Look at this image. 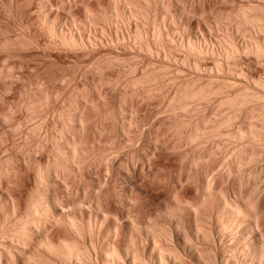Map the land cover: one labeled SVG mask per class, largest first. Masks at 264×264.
Returning a JSON list of instances; mask_svg holds the SVG:
<instances>
[{"label":"rangeland","instance_id":"rangeland-1","mask_svg":"<svg viewBox=\"0 0 264 264\" xmlns=\"http://www.w3.org/2000/svg\"><path fill=\"white\" fill-rule=\"evenodd\" d=\"M258 4V0H0V171L6 166L14 170L7 183L1 180L0 193H14L18 214H23L24 203L35 190L34 168L53 161L55 140L66 125H79L84 128L78 138L79 144L84 142L80 144L84 154L71 176L60 174L65 180H58L51 190L54 197H61L57 199L65 197L68 210L72 204L70 215L80 225L91 220L83 244L93 250L95 264L106 245L120 251L127 247L151 263L160 249L175 253L181 264H206L209 258L222 264L224 257L233 256L228 249L235 238L250 232L247 226L222 229L216 196L228 202L239 199L250 209L247 218L256 226L254 241L264 262V143L250 147L242 140L244 146L242 142L239 146L230 133L247 117L255 116L251 122L257 128H264V121L257 116L256 101L235 112L221 103L253 88L254 80L264 82V59L242 53L237 73L230 74L222 56L226 41L234 40L244 49L255 37L239 27L237 16L240 8ZM191 42L202 46V55L190 50ZM217 61L224 64L221 70ZM205 87L221 90L179 107L182 93ZM230 115L232 124L213 136L216 119ZM195 126L205 130L202 140L188 138ZM253 146L258 159L239 168L234 163L237 149L245 147L250 154ZM54 225L47 226L54 242L73 239L65 227ZM197 230L199 238H194ZM124 258L128 264L130 257Z\"/></svg>","mask_w":264,"mask_h":264},{"label":"bare ground","instance_id":"bare-ground-1","mask_svg":"<svg viewBox=\"0 0 264 264\" xmlns=\"http://www.w3.org/2000/svg\"><path fill=\"white\" fill-rule=\"evenodd\" d=\"M258 1L260 2V4H258L259 6L240 8V10L238 12V16H237V19L239 21V27H243L246 30H248L249 32H252L255 37L249 38V44L244 49L239 48L234 40L233 41L232 40L226 41L225 45L223 47V55L222 56H223L224 62H225V65L224 64L223 65L226 66V68L230 74L237 73L236 72L237 71L236 70V68H237L236 61L242 53L253 54L257 58L264 59V0H258ZM251 4L254 5L253 3H251ZM158 36H160V35H158ZM151 40H152V38H151ZM67 41L74 43L76 40L73 38H70V39L67 38ZM189 47H190V50L192 52L196 53L199 56L202 55V53L204 52L202 49V46L199 44L191 42L189 44ZM217 62H216L217 63V69L221 70L223 68V65L221 64V62H219V61H217ZM238 64H240V63H238ZM246 74H247V72H246ZM149 77H150V79L152 78L151 80L154 79L152 76H149ZM252 85H253V88H248V87L245 88L244 87L245 89L243 91H241L240 93H238L237 95H235L234 97H232L233 96L232 95L231 97H228L225 99L223 98L221 103L228 105L232 109V111L235 112L237 110L249 107L251 105L252 101H256L258 103V106H257L258 108L255 111H257V116L259 117V120L264 121V82L259 81V80L258 81L254 80ZM220 90H221V88H219L217 91H220ZM223 90L225 91V89H222V91ZM217 91H214L210 87L200 88L198 90L186 91V92L182 93L180 96L179 107L184 109L187 106L188 101L194 100V99H199V100L204 99L205 100L206 98H208V96H210L213 93H216ZM218 95H219V93H218ZM0 97L2 98V96H0ZM2 100H0V101L2 102ZM34 114H35V112L32 113V115H34ZM254 117H247L246 122H244V124H242L241 127L230 132L233 140L235 142L238 141V143L240 144L239 146H242V145L244 146V143H246L244 141H247V143H251L250 147L252 145H255V147H256V145L260 146L262 143H264V128H257L253 125V123L251 122L252 121L251 118H254ZM233 119L234 118L231 115L225 116L222 119H216V121L214 123V128L212 129V131L210 133L213 136H219L221 130L224 127L232 124ZM205 122H206V120L203 119V123H205ZM65 124H67V123H65ZM79 127L80 126L78 125L77 127L68 128V125H66L65 128H63L61 131L60 138L55 140L56 154L54 156L53 161L50 162L48 165H46V167L37 166L36 168H34L35 173H36V175H35V177H36L35 178V180H36L35 190L32 191V194L30 195V197H28L27 202H25L26 204L24 203V205H26V206H25V210H24L23 214H20V215L18 214L20 204L18 205L17 196L15 198L14 193H12L13 195L10 192L7 195L0 193V214L2 215V217H0V264H21V263L22 264H68V263H71V264H95L93 262L94 257L92 258V255H91L93 250L91 252V250H90L91 248L86 247V245L83 244L84 243V241H83L84 240V234L87 233L88 231H90L91 220H88L86 222L84 221L85 224L83 223L84 224L83 226L80 225L76 221L77 218H74L70 215V214H73V213H71L72 211L71 212L69 211L71 209L72 204H70L71 206H69L70 209L68 210V205H64L65 202H64V200H62V199H65V197L61 199L63 201V204H62V201L59 200L61 197L59 198V197H57V195L54 197L52 195V190H51V189H53V186L56 187L58 185V180H65V179H61V178H63L61 176H64L63 174H69L70 172L73 173L72 171L75 169V164L77 162V159L80 158V156L82 154H84L83 153L84 148L80 145L81 143H84V142H81L79 144V140H78L79 134L82 132V130L84 128H79ZM36 131H37V128H33L32 134L35 135ZM82 135L83 134H80V138H82L81 137ZM204 135H205V130L200 128V127L195 126L194 128H192L191 134L189 135L188 138L191 141H196V140L203 138ZM229 136H230V134H229ZM83 137H85V136H83ZM242 140L244 143L242 142ZM3 141H4V139H3ZM83 141H84V139H83ZM241 142L243 143L242 145H241ZM86 143H87V140H86L85 144ZM255 147L254 146L252 147V152H250V154H249V151L245 149V147H239L237 149L238 153L236 152L237 153L236 156L234 154H232L235 156L234 157V159H235L234 163H236V165L241 169L243 167L245 168V166L247 167V166L253 164L258 159L257 158L258 153L255 151L256 150ZM241 148H243L244 150ZM239 149H241V150H239ZM228 157H230V156H228ZM107 160H109V159H107ZM81 161L82 160H80V162ZM81 163L84 164V162H81ZM83 164H81V165L79 164V165L82 167ZM25 165L27 166V164H25ZM2 166L3 165L1 164L0 167L2 168ZM4 166H5V164H4ZM16 166H17V164H16ZM109 166L112 167L111 164ZM8 167L11 168V166H8ZM8 167L6 166V168L4 167V169H1V171H0V183H1L0 185H3L1 180L5 181L6 183L8 180H10L9 179L10 175H12L11 174L12 172L10 170H12V169H9ZM28 167L29 166H27L25 168H28ZM91 168H90V170H91ZM126 168L128 169L129 167L127 166ZM227 169H228V171L230 170V168H227ZM12 171H14V170H12ZM33 172H34V170H33ZM60 174H62V175L60 176ZM69 175L71 176V174H69ZM69 175H68V177H69ZM59 176H60V178H59ZM13 179H15V177ZM81 182H82V180H81ZM6 183H5V185H6ZM63 183H64V181H63ZM17 184H19V183H17ZM98 185H99V182H98ZM21 186L22 185H20V188H21ZM63 186L68 187V189L66 188L67 192H68L70 186H68L67 183L65 185L63 184ZM85 186L86 185H84V187ZM3 187H2V189H3ZM64 187H63V189H64ZM72 188H74V186L71 187V189ZM2 189H0L1 192H2ZM66 189H65V193H66ZM71 189H70V191H71ZM204 189L206 192L208 189V188H206V185L204 186ZM13 190L14 189H12V191ZM85 191H87V190H85ZM99 192H100V190H99ZM99 192H98V194H99ZM4 193L6 194L7 192H4ZM127 195H128V193H127ZM56 197L59 199H57ZM128 197L130 199V196H128ZM96 199H99V198H96ZM126 202H127V200H126ZM19 203H21V202H19ZM74 204L75 203L73 201V205ZM77 204L79 206L78 202H77ZM99 204H100V201H99ZM99 204H98V207H99ZM24 205H23V207H24ZM215 205H216V207L219 210L220 215H221L220 222L222 225V229L225 228L226 230L233 231V230L241 228L242 226H247L249 229V232H250L249 235L247 237H245L246 240L248 239L249 241L244 240L245 238H242V237L235 238L234 242L232 243V245L228 249L233 254V256L230 259L224 257L222 259V262H223L222 264H264L262 257H261V254H260V250L258 249V246L256 245V243L254 241L255 237H256V232H255L256 226H254L252 224L251 220L249 218H247V217H250V215H251V213H249L250 209L247 208L246 206L243 207V205L239 199L232 201V202H228V200L226 201L225 199H223L219 196L215 197ZM78 206H77V208H78ZM90 206H91V204H90ZM101 206L102 205H100V208H101ZM73 208L77 209V208H75V206H73ZM78 209L81 210V207ZM100 210H104V209L101 208ZM100 210H98V211H100ZM104 212H106V211L104 210ZM245 212H247V213H245ZM94 214H96V213H94ZM113 216H115V215H113ZM103 217H105V216H103ZM113 218H116V217H113ZM128 220H130V219H128ZM54 223L58 224V226L61 225L60 227H62V229H64L63 227H65V229L67 230L66 231L64 229L65 232H68V230H69V233L72 234L73 239L67 240V239H64L65 238L64 237V238H60V240L58 242H54L52 240L53 237L51 238V235H50L53 233H50L51 230L47 231L48 230L47 226L51 224L50 227H52V226L54 227L55 226ZM134 224H137V223H134ZM50 227L48 226V228H50ZM256 229L258 231V228H256ZM162 233L163 232H154L156 237H162V235H163ZM199 235H200V230H197L195 233H193L194 238H199ZM166 238H168V237H166ZM203 239L205 241H208L209 236L207 234H204ZM32 244L35 245L34 251H32L33 250V248H32L33 246H31ZM28 247H31V249ZM211 250L213 251V249H210L209 251H211ZM93 256H94V254H93ZM125 256H127L128 258L130 257L128 264H181L178 256L172 252H165V251L160 250V249L157 250L156 261L154 263H151V261L145 259L146 256L141 257L140 255H138L136 253H132L129 250V248H127V247L124 248L122 251H120L115 246H112V245H106L103 248H101L100 256H99L100 257V259H99L100 263L99 262L98 263L99 264H121V263L126 264L127 260L125 261V258H124ZM96 261H97V259H96ZM206 264H216V263H215V260H212V258H209L208 262H206Z\"/></svg>","mask_w":264,"mask_h":264}]
</instances>
